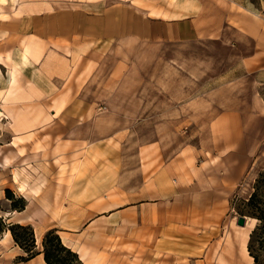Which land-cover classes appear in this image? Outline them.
I'll return each mask as SVG.
<instances>
[{
    "label": "crops",
    "instance_id": "1",
    "mask_svg": "<svg viewBox=\"0 0 264 264\" xmlns=\"http://www.w3.org/2000/svg\"><path fill=\"white\" fill-rule=\"evenodd\" d=\"M202 41L232 52L226 113L210 115L220 106L200 99L208 116L149 121L154 139L138 148L137 178L123 175L121 162L110 172L109 159L122 157L113 147L125 142L124 112L144 109L128 107L130 96L140 94L166 48ZM253 85L264 88V7L252 11L240 0H0V172L32 177L21 184L29 198L18 223L49 218L46 230H61L83 264H254V219L238 226L232 179L212 182L219 170L213 161L228 157L221 143L232 151L242 141L251 105L244 106L241 87L245 95ZM250 100L264 111L258 97ZM189 125L210 132L205 160L190 144ZM32 204L66 210L33 215ZM6 241L15 243L12 235ZM27 263L46 264L43 254Z\"/></svg>",
    "mask_w": 264,
    "mask_h": 264
},
{
    "label": "rangeland",
    "instance_id": "2",
    "mask_svg": "<svg viewBox=\"0 0 264 264\" xmlns=\"http://www.w3.org/2000/svg\"><path fill=\"white\" fill-rule=\"evenodd\" d=\"M240 1L252 11L264 7V0ZM231 56L232 52L228 46L212 41H202L190 45L175 43L166 48L151 77L147 78L140 94L130 96L129 101L126 102L130 108L141 105L144 106V109L140 111L138 116L130 110L124 112L125 142L115 144L113 147L122 152V157H119V161L109 159L110 172L111 167H114L116 172V166L121 162L123 175L128 174L131 180L137 178L138 148L147 145L151 139H154L150 136L155 128L149 125V121L151 123L169 118L179 119L180 117H186V115H188V120L208 116L209 110L205 109V105L197 103L200 99L212 103L215 107L220 106L219 110L210 111V115H216L220 112L222 114L226 113L223 107L228 104L229 91L226 86L229 81L230 68L232 71ZM236 72L235 75L239 76L238 69ZM241 88L242 93L240 96L242 99H246L247 103L244 106L251 105V110L244 111V114L248 115L246 120L248 125L243 128L242 141L232 144V151L226 147L224 142L221 143L220 151L222 154H228V157L223 160L216 158L213 161V166L219 170L216 175H212V182L232 179L231 215L233 217L245 215L243 217L254 219L249 215L260 214V211L257 212V209L249 204L255 192L259 195V208L264 211V111L261 113L256 110L255 101L251 102L250 99L254 100L258 97L259 100L264 102V88L255 87V85L249 88L246 86L245 95V87L242 86ZM183 106H188V110H182ZM132 122L133 125H129ZM157 129L160 131L164 128ZM178 129L180 128H174L173 131ZM184 129L188 130L191 139L190 144L197 147L202 152V156L205 155V149L211 151L213 144L208 137L210 132L206 126L193 127L189 125V128ZM222 133L229 136L232 134V128L223 127ZM206 156L207 154L202 157V160H205ZM200 165L202 164L200 163ZM206 165L208 164H204V166ZM15 172L13 176L8 172H0V218L7 226L6 230L0 235V240L9 232L10 226L32 227L36 247L34 253L38 254L44 251L43 240L45 235L50 231H54L60 236L59 231L61 230L54 228L46 230L48 226H52V220L46 217L42 222L40 220V222L18 223V215L28 207L25 198H29L28 192L25 193L27 190L22 192L19 186L24 182L28 184L29 178L32 177L28 175L17 176ZM208 182L210 180L203 183ZM8 190L11 196L6 194ZM115 195L116 193L113 192L109 197ZM24 204H26L25 210L20 211V207ZM57 210L64 212L66 209L63 206L51 208L32 204L29 212L33 215H42L44 211L53 213ZM252 224L255 229L259 221L254 219ZM39 227H43V234L41 232V234L37 233L39 231L36 230ZM14 230L23 240L27 241V245L32 244L31 236H27L24 231L18 228H14ZM15 243H8L6 240L0 242V264H28L27 261H22L28 258L27 253ZM64 243L67 244V241L64 240ZM255 248L260 255V264H264V248L258 243L255 244Z\"/></svg>",
    "mask_w": 264,
    "mask_h": 264
},
{
    "label": "trees",
    "instance_id": "3",
    "mask_svg": "<svg viewBox=\"0 0 264 264\" xmlns=\"http://www.w3.org/2000/svg\"><path fill=\"white\" fill-rule=\"evenodd\" d=\"M8 196H11L10 191L6 192ZM249 204L254 206L257 209V212L260 211V214H250L249 216L257 219L259 221L258 226L253 230L250 236V241L248 245L249 253L251 257L254 259V264H260V255L256 251L255 244L258 243L262 248H264V211L259 208V195L255 192ZM26 204L20 207V211H24ZM245 216V215H243ZM242 216V217H243ZM6 224L0 218V235L6 230ZM9 232L11 233L14 241L18 246H20L26 253L27 259L22 261H30L34 259L37 255L43 254L44 261L46 264H83L78 256L77 253L73 252L70 248L65 246L62 242V239L59 235L56 234L54 231H50L45 235L43 240V248L44 251L38 254L34 253L35 247V239H34V232L32 227H23L20 225H13L9 227ZM14 228H18L25 232L27 236H31L32 244L27 245V241L23 240L20 237ZM24 259V258H22Z\"/></svg>",
    "mask_w": 264,
    "mask_h": 264
},
{
    "label": "bare ground",
    "instance_id": "4",
    "mask_svg": "<svg viewBox=\"0 0 264 264\" xmlns=\"http://www.w3.org/2000/svg\"><path fill=\"white\" fill-rule=\"evenodd\" d=\"M16 180V179H15ZM19 182V181H18ZM26 185V184H25ZM24 185V186H25ZM24 186H22L21 184H20V189H21V191H24ZM37 233H39V234H41L40 233V231L39 232H37ZM8 236H11V233L10 232H7L6 234H5V236H4V238H2L1 240H0V242H3V241H5V240H7V237ZM37 237V236H36ZM39 238V237H38Z\"/></svg>",
    "mask_w": 264,
    "mask_h": 264
},
{
    "label": "water",
    "instance_id": "5",
    "mask_svg": "<svg viewBox=\"0 0 264 264\" xmlns=\"http://www.w3.org/2000/svg\"><path fill=\"white\" fill-rule=\"evenodd\" d=\"M237 224L240 227H244L246 225V217H239Z\"/></svg>",
    "mask_w": 264,
    "mask_h": 264
}]
</instances>
